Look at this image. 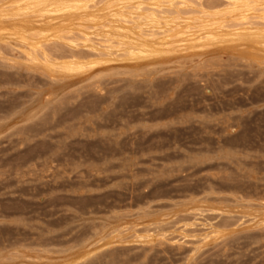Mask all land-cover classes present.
Returning <instances> with one entry per match:
<instances>
[{
  "label": "rangeland",
  "instance_id": "rangeland-1",
  "mask_svg": "<svg viewBox=\"0 0 264 264\" xmlns=\"http://www.w3.org/2000/svg\"><path fill=\"white\" fill-rule=\"evenodd\" d=\"M246 50L121 57L60 85L0 60V263L264 264L248 217L264 212V54Z\"/></svg>",
  "mask_w": 264,
  "mask_h": 264
},
{
  "label": "bare ground",
  "instance_id": "bare-ground-1",
  "mask_svg": "<svg viewBox=\"0 0 264 264\" xmlns=\"http://www.w3.org/2000/svg\"><path fill=\"white\" fill-rule=\"evenodd\" d=\"M209 1H1L0 48H17L25 63L4 58L2 51L0 60L13 66L21 65L28 72L45 76L53 84L60 85L87 75L96 68L109 66L121 57H126L131 63H149L195 45L204 48L241 42L245 44L246 51L264 54V0H219L220 4L212 6ZM207 4H210L209 8ZM183 9L186 11L182 12ZM59 45L68 51L55 50ZM50 95L45 93L40 102L34 103L26 117L29 119L41 111L49 102L46 97ZM188 206L194 213H229L223 207L203 205L197 201ZM252 212L247 213L252 223L255 226L264 225V212ZM221 235L222 231L214 227L203 241L218 240ZM119 236L112 235L106 246L121 243ZM93 253L96 254L92 251L83 257L55 264H80ZM22 258L28 259L25 256ZM29 259L34 263L37 261Z\"/></svg>",
  "mask_w": 264,
  "mask_h": 264
}]
</instances>
